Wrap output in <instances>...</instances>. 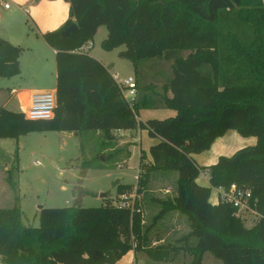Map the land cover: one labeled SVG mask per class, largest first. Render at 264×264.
Returning <instances> with one entry per match:
<instances>
[{
  "label": "trees",
  "instance_id": "trees-1",
  "mask_svg": "<svg viewBox=\"0 0 264 264\" xmlns=\"http://www.w3.org/2000/svg\"><path fill=\"white\" fill-rule=\"evenodd\" d=\"M64 1L70 5L69 20L43 35L56 52L54 118L32 121L1 107L0 139L49 131L100 133L101 152H110L102 160L124 166L131 153L117 148V133L146 130L158 142L150 149L151 162L140 152L137 185L119 184L116 200L105 197L100 208L41 209L38 228L24 225L20 206L0 209V263L117 264L135 251L156 263L173 262L185 253L193 256V264H202L209 253L222 264H264L262 0ZM73 24L78 32L63 38ZM101 27L108 33L103 49L123 47L119 56L134 65L137 96L132 105L97 59L74 53L91 43ZM23 52L0 38V81L21 74ZM143 109H172L176 116L142 122ZM231 130L255 137L257 144L209 168L199 167L192 156L209 151ZM124 151L126 160L118 161ZM102 160L98 156L94 162ZM206 170L208 187L197 182ZM15 171L6 172V181L16 193ZM172 176L175 193L152 200L160 211L150 225L138 201L128 207L116 204L124 193L145 194L151 178ZM232 185L251 193L255 217L250 225L226 199L210 202L213 189L227 193ZM174 213L186 218L189 232L173 244L152 246L150 233Z\"/></svg>",
  "mask_w": 264,
  "mask_h": 264
},
{
  "label": "rangeland",
  "instance_id": "rangeland-1",
  "mask_svg": "<svg viewBox=\"0 0 264 264\" xmlns=\"http://www.w3.org/2000/svg\"><path fill=\"white\" fill-rule=\"evenodd\" d=\"M262 2L264 7V0ZM107 36L106 28H99L91 42L92 48L87 53L101 61L111 75L118 74L124 80L133 77L135 75L134 65L119 56L120 51L124 50L123 47L112 51L103 49L102 44ZM44 82L48 81L44 80ZM10 84L8 80L0 81V89L3 90L0 94V108L3 98L4 102H2L6 103L7 87H14ZM48 85L51 90L56 87L54 80H50ZM8 109L20 111V106L16 100H12ZM146 111V109L140 111L142 120L146 119L143 113ZM155 113L160 118L150 119L164 120L176 116V111L172 109L159 110ZM120 141L118 138L117 148L129 151L126 144L121 145L122 141ZM147 142L146 140L143 143L142 149H148ZM101 145L102 141L99 137L91 132L78 135L57 131L33 132L17 139H0V209L20 206L24 225L38 228L40 227L39 212L41 209H58L78 205L84 208H100L106 204L105 197L108 200H116L119 184L137 185L139 145L133 149V154L126 166L117 164L114 159L104 162L102 159L108 158L110 152L105 150L101 152ZM126 151L118 157V161L126 160ZM98 156L102 161L94 162ZM98 163H103L105 168L96 167ZM12 169L19 171V173L16 171L14 173V180L18 183L17 190H19L16 193L6 181V172ZM175 176L177 178V174ZM176 178L174 176L167 180L151 178L144 196L139 198L135 192L131 195L124 193L118 197L116 204L132 205L138 201L144 221L148 226L152 223V218L160 211L152 200L172 197L176 190ZM250 219L253 220V218ZM188 231L186 218L175 213L171 214L164 223L157 225L149 236L150 240L166 239V244H173ZM140 254H142L139 257L140 264H166L155 263L143 256V253ZM210 259L218 264L209 253L204 257V263L211 264ZM191 263L187 261L184 264Z\"/></svg>",
  "mask_w": 264,
  "mask_h": 264
},
{
  "label": "crops",
  "instance_id": "crops-1",
  "mask_svg": "<svg viewBox=\"0 0 264 264\" xmlns=\"http://www.w3.org/2000/svg\"><path fill=\"white\" fill-rule=\"evenodd\" d=\"M6 4L10 6L9 9L5 8ZM69 18L70 5L64 0H40L38 2H34V0H0V38L8 41L14 46L24 49L20 58L21 74L12 79H6L14 87H7L6 103H3V98L1 107L8 109L11 101L16 100L20 106V111L8 110L23 113V109L28 106L29 100L33 94L47 92L56 93V87L51 90L50 85H48V82L50 84V80H54L55 86H57L56 52L46 43L43 39V35L59 30ZM99 62L101 63V61ZM44 80L48 82L45 83ZM2 93L3 90L0 89V94ZM156 111L159 110H147L143 112L146 117L144 120L141 119L140 113L138 120L146 122L150 120V118H160L158 114L155 113ZM95 136L99 137L100 133H96ZM117 138L122 141H120L121 145L126 144V146H129L128 149L131 156L135 146L137 147V145H139V158L142 150L147 155L148 161H152L150 149L158 140L150 138L148 131L136 130L121 132L117 133ZM146 140L148 141L146 143L148 149L144 150L142 149V145ZM256 144L257 139L255 137L244 138L236 131L231 130L223 137L218 138L209 151L193 155L192 158L199 167L209 168L215 165L221 157H231L239 150L248 146H255ZM129 160L130 159L126 160V165H128ZM197 182L205 187L210 186L209 171L206 170L202 172ZM144 195L145 194H141L139 198ZM222 197L223 191L221 189H213L210 202L213 205H218ZM241 214L248 220L249 225L252 222L250 218L254 219L255 217V214L251 211ZM170 216L171 214L162 223ZM165 242L166 239L159 241L156 239L154 241L151 240L152 246L162 245ZM140 253L142 252L131 251L117 264H140L139 257L142 255ZM207 254L203 256L202 264H205L204 257ZM143 256L148 258L145 253H143ZM193 259V256L181 253L175 261L167 262L166 264H177L179 262H181L180 264H184L187 261L193 264ZM210 261L211 264H216L212 259H210ZM216 261L218 264H222L220 261Z\"/></svg>",
  "mask_w": 264,
  "mask_h": 264
},
{
  "label": "built area",
  "instance_id": "built-area-1",
  "mask_svg": "<svg viewBox=\"0 0 264 264\" xmlns=\"http://www.w3.org/2000/svg\"><path fill=\"white\" fill-rule=\"evenodd\" d=\"M9 5L6 4L5 8L9 9ZM92 44L84 46L81 51L74 53L87 52L91 50ZM116 83L123 89V95L130 105L134 104L137 96V84L135 77H129L128 79H122L118 74L113 75ZM56 93H36L29 100V104L23 109V114L28 120L32 121H45L52 120L54 118L56 109ZM139 175L137 177V182ZM136 195V194H135ZM223 199L233 205L238 213L250 211L249 200L251 199V193L249 191L239 190L235 185H232L227 193L223 191ZM124 206H130L128 203H123Z\"/></svg>",
  "mask_w": 264,
  "mask_h": 264
},
{
  "label": "water",
  "instance_id": "water-1",
  "mask_svg": "<svg viewBox=\"0 0 264 264\" xmlns=\"http://www.w3.org/2000/svg\"><path fill=\"white\" fill-rule=\"evenodd\" d=\"M79 28L76 24H73L72 26H70L67 30H65L63 33H62V37L63 38H67L71 35H74L78 32ZM102 197H105V195H102Z\"/></svg>",
  "mask_w": 264,
  "mask_h": 264
}]
</instances>
